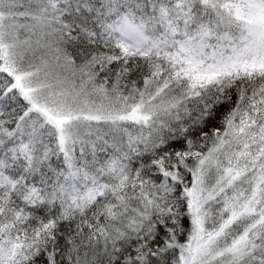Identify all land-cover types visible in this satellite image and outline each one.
Returning <instances> with one entry per match:
<instances>
[{
    "label": "snow or ice",
    "instance_id": "snow-or-ice-1",
    "mask_svg": "<svg viewBox=\"0 0 264 264\" xmlns=\"http://www.w3.org/2000/svg\"><path fill=\"white\" fill-rule=\"evenodd\" d=\"M0 264H264V0H0Z\"/></svg>",
    "mask_w": 264,
    "mask_h": 264
}]
</instances>
